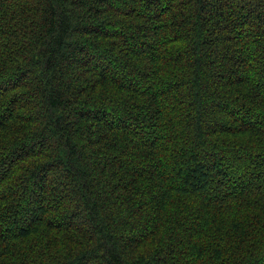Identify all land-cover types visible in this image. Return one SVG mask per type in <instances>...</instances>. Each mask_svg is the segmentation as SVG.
<instances>
[{
  "label": "trees",
  "instance_id": "16d2710c",
  "mask_svg": "<svg viewBox=\"0 0 264 264\" xmlns=\"http://www.w3.org/2000/svg\"><path fill=\"white\" fill-rule=\"evenodd\" d=\"M0 264H264V0H0Z\"/></svg>",
  "mask_w": 264,
  "mask_h": 264
}]
</instances>
